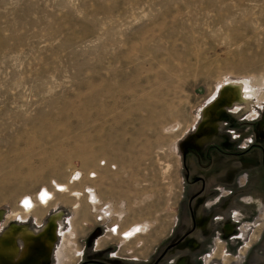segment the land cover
I'll list each match as a JSON object with an SVG mask.
<instances>
[{
  "label": "rangeland",
  "instance_id": "374dc122",
  "mask_svg": "<svg viewBox=\"0 0 264 264\" xmlns=\"http://www.w3.org/2000/svg\"><path fill=\"white\" fill-rule=\"evenodd\" d=\"M228 78L252 108L189 143ZM262 117L264 0H0V237L61 212L42 264H264V208L208 173L264 153Z\"/></svg>",
  "mask_w": 264,
  "mask_h": 264
},
{
  "label": "bare ground",
  "instance_id": "6f19581e",
  "mask_svg": "<svg viewBox=\"0 0 264 264\" xmlns=\"http://www.w3.org/2000/svg\"><path fill=\"white\" fill-rule=\"evenodd\" d=\"M164 62L169 63L170 60L167 58ZM255 93H256L255 89L253 90V86L249 84L246 78H242V79L228 78V80L225 82V84L221 88L220 98L218 99L219 102L216 101L211 106V108H213L212 110L209 109L208 111L207 109L204 111V118H203L201 126L198 127L197 135L196 134L193 135V137L190 138L188 142L194 143V141H197V143H200V144L204 143V141L207 140L213 134L212 132L216 130V121H212V119L214 120L217 118L215 117V114L217 112H218L217 114H219L221 113V111L224 112L226 108H228V106L230 105H232L233 107L234 102L238 106H242V108H244L246 111H249L252 108V103H253L252 97L255 95ZM262 118L263 119H261L260 127L264 126V117ZM58 146L61 147L63 145L58 144ZM60 151H62L61 148L56 149V150L51 149L48 154L53 156L57 152H60ZM49 155H46V157L39 156L34 161H38L41 165L48 164L49 161L47 157ZM27 162H29V160ZM55 186H56V189L58 190H63L66 188L63 184H60V183ZM76 194L78 195V193ZM38 198H39V203L41 205H44L45 203H47V200L51 198V194L48 193L46 190H44L42 191V193L39 195ZM24 202L26 205V207H24L25 211L26 212L30 211L28 209L32 207L31 200L25 199ZM60 216H61V212L52 216V218L49 220L47 229H45L46 232L41 234L40 240L34 238L35 236L34 232L26 231L23 229H20L19 231H17V229H14V226H12L11 229H9V231L5 232V234L2 237H0V258H7L10 261L14 262V264H16L15 261L18 259V257L20 258V260L24 258L23 253L21 254V250L18 248V238L19 239L21 238L23 242H25V244L27 243L26 245H33V246H37L38 244L39 245L43 244L46 246L52 245L53 241L57 240V235H56L55 230L57 227V223L60 222L61 220ZM52 228L53 230H51ZM143 230H144L143 227L137 225V226H132L131 228L120 232V234L125 235L128 238V237L133 236L134 234H138L142 232ZM26 252L27 250H25V254ZM0 264H6V263L0 262Z\"/></svg>",
  "mask_w": 264,
  "mask_h": 264
},
{
  "label": "crops",
  "instance_id": "0c3cea01",
  "mask_svg": "<svg viewBox=\"0 0 264 264\" xmlns=\"http://www.w3.org/2000/svg\"><path fill=\"white\" fill-rule=\"evenodd\" d=\"M209 170L211 185L221 183L233 189L235 194L243 195L249 200L244 206H253L255 211L264 205V153L260 149L256 148L240 158H224L215 154ZM217 171L220 173L215 178L214 174ZM241 174H246L247 178L243 186H237Z\"/></svg>",
  "mask_w": 264,
  "mask_h": 264
},
{
  "label": "flooded vegetation",
  "instance_id": "af4514ba",
  "mask_svg": "<svg viewBox=\"0 0 264 264\" xmlns=\"http://www.w3.org/2000/svg\"><path fill=\"white\" fill-rule=\"evenodd\" d=\"M220 98V95H219V97H218V99ZM218 99L217 100H215V102L216 101H218ZM214 102V103H215ZM219 102V101H218ZM235 103V102H234ZM232 104V103H231ZM212 106V105H211ZM211 106L210 107H208V108H206L205 110H207L208 109V111H209V109L210 110H212L213 108H211ZM232 107V105H230V106H228V108H231ZM218 113V112H217ZM216 113V114H217ZM215 114V117H217V115ZM198 130V129H197ZM260 130H261V132L262 133H264V126L263 127H261L260 128ZM216 131V130H215ZM215 131L214 132H212V133H215ZM196 135H197V132H196ZM213 135V134H212ZM211 135V136H212ZM210 136V137H211ZM242 175V174H241ZM239 180V179H238ZM238 180H237V186H242V185H239L238 184ZM222 190H226V191H229L230 192V194L229 195H231V191L230 190H228V189H225V188H222ZM228 195V193H226V194H223V193H221L220 195H216V197L217 198H215V200H214V202H219L220 200H222V199H225V197H226V199L227 198H230V197H228L229 196ZM244 197H242V198H240V201H241V203H242V205H244ZM261 208H263V207H261ZM260 208V209H261ZM244 212V211H243ZM232 217H234V214H232ZM238 219V218H237ZM225 229V228H224ZM51 230H53V228L51 229ZM230 231H231V228H230ZM46 232V230L45 231H43L42 233H45ZM224 232L226 233L227 231H225L224 230ZM42 233H39V234H35V236H34V238L35 239H41V234ZM229 234H231V233H229ZM57 240H55V241H53V244L52 245H50V246H46V245H37V246H33V245H26L25 244V242H23V245L25 246V249L24 250H22L21 251V254L23 253V255H24V258L22 259V260H20V258L18 257V259L15 261V263L16 264H42V260H44L45 262L48 260V258L50 257V251L52 250V248L54 247V245H55V242H56ZM21 250V249H20ZM25 250H27V252H26V254H25ZM0 262H3V263H6V264H14V262H12V261H10L9 259H7V258H0Z\"/></svg>",
  "mask_w": 264,
  "mask_h": 264
},
{
  "label": "built area",
  "instance_id": "2783aa9c",
  "mask_svg": "<svg viewBox=\"0 0 264 264\" xmlns=\"http://www.w3.org/2000/svg\"><path fill=\"white\" fill-rule=\"evenodd\" d=\"M245 142H246V143H249L250 140H246ZM246 178H247V175H246V174H242V175L240 176L239 180H238V184L243 186V185H244V182H245V180H246ZM221 193H223V194L228 193V195L230 194V192H229V191H226V190H221ZM246 201H247V199L245 198V199H244V202H246ZM248 202H249V200H248ZM263 208H264V207H263ZM261 211H262V208L257 210V216H256V218H258V215L261 213Z\"/></svg>",
  "mask_w": 264,
  "mask_h": 264
},
{
  "label": "water",
  "instance_id": "95a60500",
  "mask_svg": "<svg viewBox=\"0 0 264 264\" xmlns=\"http://www.w3.org/2000/svg\"><path fill=\"white\" fill-rule=\"evenodd\" d=\"M261 127H259V129H260Z\"/></svg>",
  "mask_w": 264,
  "mask_h": 264
}]
</instances>
